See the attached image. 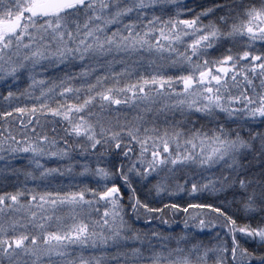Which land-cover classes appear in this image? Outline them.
<instances>
[{"label": "snow or ice", "instance_id": "snow-or-ice-1", "mask_svg": "<svg viewBox=\"0 0 264 264\" xmlns=\"http://www.w3.org/2000/svg\"><path fill=\"white\" fill-rule=\"evenodd\" d=\"M0 264H264V0H0Z\"/></svg>", "mask_w": 264, "mask_h": 264}, {"label": "rangeland", "instance_id": "rangeland-1", "mask_svg": "<svg viewBox=\"0 0 264 264\" xmlns=\"http://www.w3.org/2000/svg\"><path fill=\"white\" fill-rule=\"evenodd\" d=\"M30 186H31V185H30ZM4 190H6V189H4ZM7 190L11 191L12 189H11V188H7ZM174 219H175V222H176V223H179V222L183 219V217H182V216H177V217H175ZM181 226H182V225H181Z\"/></svg>", "mask_w": 264, "mask_h": 264}, {"label": "trees", "instance_id": "trees-1", "mask_svg": "<svg viewBox=\"0 0 264 264\" xmlns=\"http://www.w3.org/2000/svg\"><path fill=\"white\" fill-rule=\"evenodd\" d=\"M7 190V189H6ZM172 217V214H171V212H168L167 213V218H171Z\"/></svg>", "mask_w": 264, "mask_h": 264}]
</instances>
